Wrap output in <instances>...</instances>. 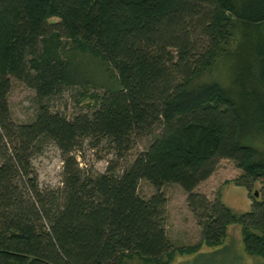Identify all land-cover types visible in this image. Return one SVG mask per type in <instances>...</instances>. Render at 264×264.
<instances>
[{"label": "trees", "instance_id": "obj_1", "mask_svg": "<svg viewBox=\"0 0 264 264\" xmlns=\"http://www.w3.org/2000/svg\"><path fill=\"white\" fill-rule=\"evenodd\" d=\"M241 25L230 82L200 80ZM11 76L40 99L79 85L87 110L68 118L41 101L16 121ZM84 141L112 152L103 172L80 165ZM44 143L61 155L57 186L34 168ZM222 158L241 170L235 185L264 180V0H0V264H170L219 246L230 224L264 264V200L236 213L195 190ZM140 180L156 192L140 196ZM169 183L186 193L195 243L166 235Z\"/></svg>", "mask_w": 264, "mask_h": 264}, {"label": "rangeland", "instance_id": "obj_2", "mask_svg": "<svg viewBox=\"0 0 264 264\" xmlns=\"http://www.w3.org/2000/svg\"><path fill=\"white\" fill-rule=\"evenodd\" d=\"M242 25L236 30L234 41L231 43L230 53L219 57L217 65L212 71L205 73L200 80L215 79L222 84L231 80V66L237 59L238 45L244 41ZM252 32L251 34H254ZM81 86L73 85L63 87L60 91L49 97L39 98L35 90L27 83L11 76V88L8 95L9 106L14 120L19 122L30 121L39 105L45 102L51 110L65 114L68 118L87 110L88 99L82 98L79 92ZM93 91L91 88L88 92ZM152 139L148 135L137 137L128 157L133 159L136 153L146 147ZM262 148L260 142H252ZM81 157L80 165L96 174L103 172L107 162L113 157L112 152L105 145L91 148L87 141L79 146ZM124 164L125 160H120ZM41 185L57 186L60 181L61 155L59 150L51 143H44L42 151L33 159ZM241 170L231 159L222 158L218 161L215 171L204 181L200 182L195 190L203 193L213 200L217 195L234 212L242 213L250 210L253 199L264 200V180L260 179L251 186L250 190L235 185L234 181ZM164 196L165 212L163 225L166 235L174 245L195 243L200 238V227L197 225L191 211L186 204V193L176 183L164 184L159 189ZM254 191L257 196H253ZM156 189L146 180H140L138 194L148 198ZM262 258L250 256L244 250V244L239 224H230L222 244L215 247L202 246L194 254H175L170 264H257ZM123 264H142L140 259L134 257L125 260Z\"/></svg>", "mask_w": 264, "mask_h": 264}, {"label": "water", "instance_id": "obj_3", "mask_svg": "<svg viewBox=\"0 0 264 264\" xmlns=\"http://www.w3.org/2000/svg\"><path fill=\"white\" fill-rule=\"evenodd\" d=\"M254 196H257V192L256 191H254Z\"/></svg>", "mask_w": 264, "mask_h": 264}]
</instances>
